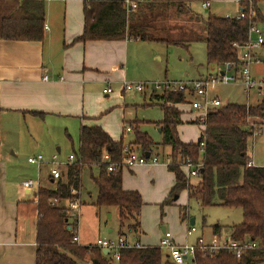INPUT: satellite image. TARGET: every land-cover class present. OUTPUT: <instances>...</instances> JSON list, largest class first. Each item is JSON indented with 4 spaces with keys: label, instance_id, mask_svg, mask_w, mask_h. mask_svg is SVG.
Returning a JSON list of instances; mask_svg holds the SVG:
<instances>
[{
    "label": "crops",
    "instance_id": "crops-1",
    "mask_svg": "<svg viewBox=\"0 0 264 264\" xmlns=\"http://www.w3.org/2000/svg\"><path fill=\"white\" fill-rule=\"evenodd\" d=\"M85 1L44 0L42 40L0 38V264H35L38 219L36 191L39 187L52 186L54 181L51 178L49 167L46 172H43L41 167L38 168L27 161L29 156L38 152H43L45 155L54 151L60 153L62 133L70 138L71 133L78 132L79 143L80 128L83 125L100 126L114 141L122 140L125 145H130L134 135L131 140L126 141L123 136L134 134L135 129L145 132L152 139L145 127L150 123L157 126L162 139L160 122L164 114L157 99V95L161 92L150 89L143 93L126 92L122 89V83L124 81L169 79L165 71L163 78L161 77L163 64L161 47L181 45L174 42L183 41L179 37H166V34H171V27L178 24L177 18H168V23L161 22L163 17L160 12L166 13L167 9L171 10L174 8V3L168 0H141L137 8L128 13L131 23L153 29L155 37L167 39L169 43L159 39H140L129 36L127 33L121 38L80 41L77 37L82 34L84 28L83 5ZM179 1L181 10L182 6L191 9L192 4L197 2L203 9H206L202 3L208 1V8L211 10L209 14L215 16H236L241 9L238 0ZM177 2L175 1V4ZM228 3L231 5L222 7ZM262 3L264 4V1L258 3V7H260V12L264 13ZM176 11H178L177 8ZM232 12H234L233 15ZM168 13L171 14V11ZM175 30L176 28H173L171 31ZM188 46L187 43V46L183 47L188 48ZM263 48L264 45L258 53L260 61L254 63V66L264 62L260 56ZM213 65L217 67L216 72L223 71L224 65ZM252 74L254 77L264 78L262 71L256 69L254 72L252 70ZM44 75L48 76V80L42 79ZM207 75L202 74L182 80H195ZM107 87H110L112 91L106 92ZM210 88V96L222 101L220 95L211 91ZM252 91L259 96L258 102L256 104L246 102V105H257L264 98V92ZM250 92L245 91L247 98ZM184 95V102L172 104L181 111L182 123L177 126L178 136L183 142H196L201 129L195 123L197 114L190 106L195 96L189 93ZM152 107H158L161 111L160 116L155 119L145 114V111ZM255 119L260 120L262 128L264 125L262 118L254 117L249 122L254 123ZM128 125L132 128L129 132L125 130ZM153 141L156 144L151 147L150 152L158 153L161 158L169 155L170 147L161 146V149L160 144ZM130 146H133L134 150L137 148L133 144ZM165 147L167 151L163 149ZM249 158L252 156L249 155ZM253 162L255 166H264V163L259 161L253 160ZM124 168L125 174L122 171L123 168L121 169L123 189L139 192L143 201L139 216V231L124 230V227L121 229L123 235L125 233L130 235H125L129 243L139 246H158L164 230H169L178 244L193 243L198 237L209 239L214 234L230 238L231 226L235 223L225 229L219 227L217 231L213 229V226L209 235H205L204 232L197 234L192 242L189 241V236L195 234L197 229L195 228L192 234L187 235L185 230L189 224L186 223L184 227L178 223L177 226L180 227L178 233L162 225L160 231L149 234L145 231L141 220V212L145 205L148 203H160L161 205L168 200L170 203L164 206L177 205L179 217L180 207L185 206L186 218L187 205L184 204L185 197L183 196H187V191L182 190L178 194H170L175 176L165 164L136 165ZM89 174L91 178L92 171H89ZM193 177L196 179L193 181L189 178L190 183L196 184L199 181L198 175ZM28 179L38 180V184L29 189L23 188L22 182ZM88 195L91 196V193ZM181 196L182 199H180ZM94 199L91 201L92 205ZM81 202V205L85 203L83 202V191ZM93 206L96 217L100 216L102 208L107 216L111 217L112 213L109 212V208ZM113 210L117 212V235H119V212L117 208ZM109 232H113V229H109ZM77 234L81 243L95 241L87 231L81 230L78 233L77 230ZM152 235L155 241H151ZM188 259L186 258L181 264H188L186 263Z\"/></svg>",
    "mask_w": 264,
    "mask_h": 264
},
{
    "label": "trees",
    "instance_id": "trees-1",
    "mask_svg": "<svg viewBox=\"0 0 264 264\" xmlns=\"http://www.w3.org/2000/svg\"><path fill=\"white\" fill-rule=\"evenodd\" d=\"M169 1H178L177 4L181 6L179 0ZM259 1L264 0H253L255 16L252 21L257 23L264 22L257 6ZM247 7V3L241 4V8L246 10ZM44 14V0H0V38L42 40ZM83 15V32L77 37L80 41L121 38L127 33L140 39H159L169 43L167 39L155 37L153 29L131 23L122 0H86ZM204 22L206 64L237 62L238 54L234 44L242 45L247 40L250 19L209 14ZM174 43L187 46L183 42ZM184 94L163 91L157 95L164 114L160 122L162 139L159 144L170 147V163L167 168L175 176L170 194L186 190L188 198H195L202 206L217 204L239 208L242 220L231 226L230 238L254 239L260 244L259 249L247 252L240 259L226 250L212 255L197 252L192 263L258 264L264 258V166H247L250 159L247 147L254 132L261 129V123L254 122L255 126H250L249 120L254 117L264 120V98L254 106L228 102L211 109L198 140L186 143L177 132V126L182 123L181 111L172 105L184 102ZM195 123L198 124L197 116ZM202 140L204 150L201 154L199 146ZM132 144L141 153H145L150 152L156 143L145 132L135 129ZM124 146L122 140L114 141L100 126H81L78 151H74L75 161L63 167L64 173L61 169V176L53 180V186L39 187L36 191L38 219L35 264H174L159 246L123 248L119 259L114 260L100 248L82 246L71 241L76 233L74 227L77 221H71L66 203L81 198V175L85 168L89 171L93 167L97 169V174L91 176L96 188L93 205L118 209L120 234L123 233L121 229L124 219L128 218L133 219L134 223L127 224L126 229L139 231L143 204L141 195L135 190L123 189L121 169L107 170L110 162L121 159ZM104 153L108 154V161L102 160ZM185 156L194 161L202 159L196 184L187 180L179 164ZM51 200H55L54 205L50 203ZM168 203L165 200L161 209ZM185 211L186 207L181 206L182 220L185 219ZM219 227L214 225L213 229L217 231Z\"/></svg>",
    "mask_w": 264,
    "mask_h": 264
},
{
    "label": "rangeland",
    "instance_id": "rangeland-1",
    "mask_svg": "<svg viewBox=\"0 0 264 264\" xmlns=\"http://www.w3.org/2000/svg\"><path fill=\"white\" fill-rule=\"evenodd\" d=\"M172 2L174 3V8H172L171 10L167 9L166 13L160 12L163 17L161 18V22L168 23V18H177L176 21L178 24L174 27H171V34L165 33L166 37H179L183 41V43H188L189 46L188 48H185L181 45L167 46V48L163 45L161 47V55L163 57L161 77L163 78L164 71L166 72V76L170 80H182L193 78L202 74L207 75L211 72L215 73L217 71V67L215 65L207 66L206 64L205 43L203 40V36L205 34L204 19L211 12L210 8L203 9L200 6L199 2H197L192 4L191 9L182 6L183 9L181 10V6L175 4V1ZM260 2L262 1H259V3ZM230 5L229 3L224 4L222 5V7ZM257 6H259V4H257ZM176 8L178 9V11H176ZM168 11H171V14H169ZM233 14L234 12H232V15ZM260 14L262 19L264 20V13H262L261 11ZM259 23L260 22H258V24ZM173 28H176L174 32L171 31ZM259 28L264 36V22L259 24ZM252 38L255 39L256 35L252 34ZM260 54V56L264 59V48L262 49ZM255 69L262 71L264 77V62L256 66L253 65V72ZM185 72H187L188 74H184ZM210 89L211 91L213 90L220 95V97L223 99L221 101L222 103L229 101L235 103L245 104L247 102L250 104H256L259 99V96L254 94V91H251L247 98V94L243 90V87L238 83H227L223 85L215 84L212 85ZM140 111L143 112L144 110ZM160 112L161 111L158 107H152L146 110L145 114L150 118L155 119L160 116ZM255 120L258 123L260 121L259 119ZM145 127L152 139L157 141V143H160L159 140H161V136L160 132L157 129V126L148 123ZM133 135V133L124 134V141H126L127 139L131 140L133 138ZM61 136L63 140L60 144L62 149L60 153H57L55 151L48 155H45L43 153L45 157V163L41 166L43 172H46V170H48V167L49 169L51 168V165H49L47 161L53 154L57 155L58 161L62 162V164H65L69 154H74V151H78V132L71 133L70 138L64 133H62ZM161 146L162 145H159V147L162 149ZM247 148L249 155L252 156L254 161L264 163V125L262 126L259 134L249 139ZM163 149L167 151L166 147ZM136 150V153L140 152L139 148H136ZM64 170L65 168L62 169V173L65 172ZM122 171L124 173L125 168H123ZM96 174L97 169H93L92 175L95 176ZM191 179L194 181L196 178L192 176ZM191 179L187 178V180L189 181ZM81 185L80 196L81 192L83 191V202L85 203L80 207L78 233H80L81 230L87 231L89 233V236L93 238V240H96V237L98 236H100V238L116 237L118 228L117 212L113 210H116V208L109 207V212L112 213L111 217L107 216L103 208L100 210L99 217H96L94 215V206L91 204V201H93V199L95 198L96 188L92 179L90 178L89 171L86 168L83 170L81 175ZM88 193H91V196H89ZM183 197H185L184 204L187 205V216L183 221H181V218L179 217L177 205H166L164 206L163 211L161 209L160 203H148L147 205H145L141 212V220L145 231H147L149 234H153V232H158V230L160 231V227L163 225L166 228L171 229L172 231L175 230V232L178 233V231L180 230V227L177 226L179 225L178 223H181L182 227H184V223H186L189 224L188 226H194L197 229V232L195 234L189 236V241L192 242L197 234L204 232L205 235H209L214 225H219L220 227H223V229H225L228 226L232 225V223L237 224L242 220V212L239 208H229L217 204L202 206L195 198H187V196ZM180 199H182V196ZM191 218L194 219L193 224L189 222ZM124 222L125 223L123 227L125 230L127 224H133L134 220L128 218L124 219ZM109 229H113V232L110 233ZM125 235L127 236L128 233H125ZM151 239V241H155L154 235H152ZM163 253L165 254V251H163ZM259 262L261 263L258 264H264V259L262 258ZM186 263L193 264L191 259H188Z\"/></svg>",
    "mask_w": 264,
    "mask_h": 264
},
{
    "label": "built area",
    "instance_id": "built-area-1",
    "mask_svg": "<svg viewBox=\"0 0 264 264\" xmlns=\"http://www.w3.org/2000/svg\"><path fill=\"white\" fill-rule=\"evenodd\" d=\"M126 13L135 10L137 8L138 2L141 0H122ZM240 4L247 3L248 7L245 9L241 8L236 14L237 19H250V26L248 31V38L244 44H234L237 49V62L231 64H224L223 71L211 73L205 77H201L195 80H156V81H142V82H132L124 81L122 83V89L126 92H138L143 93L146 90H152L155 92L163 91H177L183 93H189L195 96V98L190 102L191 108L196 112L197 121L201 128V132L205 129V121L208 112L218 107L222 104L219 98L211 97L209 94V88L212 85L227 84V83H238L244 87V90L248 93L252 90H257L264 92V78L254 77L252 74V65L258 61L260 58L258 56L259 50L264 44V36L259 28L257 22L252 21L255 16V10L253 6V0H238ZM202 6L205 8L209 7V2L204 1ZM252 34L256 35V38H252ZM229 66V68H227ZM43 80H48V76L44 75ZM106 92H111L112 89L107 87ZM255 126L254 123H250V126ZM132 128L130 125L125 127L126 131H130ZM258 134L256 130L253 137ZM200 152L203 153L204 150V140L200 142ZM109 156L104 153L102 160L108 161ZM29 163L36 165L38 168L45 163V157L43 152L36 155L29 156L27 158ZM75 161V154H69L65 164L58 161L57 155L53 154L47 163L51 165L50 175L53 180H56L61 176V169ZM165 164L168 166L170 163V156L167 155L161 158L158 153L150 152L149 156H145L144 153H136L131 146L125 145L123 148V156L119 161L110 162L107 166L108 171L122 169L124 167H133L136 165H155V164ZM180 166L184 169L186 178H191L192 176H197L199 170L202 167V159L198 161L192 160L189 156H185L179 162ZM63 165V166H62ZM247 166H255L252 158L247 161ZM38 180L28 179L22 182V187L29 189L33 185H37ZM52 205L55 204V200H51ZM67 209L69 211L71 221L76 219L77 223L74 227L75 235L71 239L72 242L82 245V246H95L100 248H106L108 250V255L114 260H118L120 257V250L127 247L139 246L138 244H131L126 239L125 235L119 234L116 237L108 238H97L94 242L81 243L77 234L78 230V219L80 215L81 200L74 199L66 203ZM195 230L194 226H187L186 234H192ZM163 249L170 260L174 264L183 263L186 258L193 259L197 252H204L212 255L221 250H226L231 253L235 258L240 259L244 254L249 251L257 250L260 248L258 241L254 239H243L235 240L231 238H226L214 234L209 239L203 237H198L195 242L189 243L184 242L178 244L174 241V238L169 230H164L162 238L160 239L159 245Z\"/></svg>",
    "mask_w": 264,
    "mask_h": 264
},
{
    "label": "water",
    "instance_id": "water-1",
    "mask_svg": "<svg viewBox=\"0 0 264 264\" xmlns=\"http://www.w3.org/2000/svg\"><path fill=\"white\" fill-rule=\"evenodd\" d=\"M227 68H228V67H227ZM144 154H145V156H149L150 152L147 151V152H145ZM174 198H176V196H174ZM193 221H194L193 218H191L190 222L193 223ZM162 230H164V227H162ZM102 252H103L104 254H107V253H108V250H107L106 248H103V249H102Z\"/></svg>",
    "mask_w": 264,
    "mask_h": 264
}]
</instances>
